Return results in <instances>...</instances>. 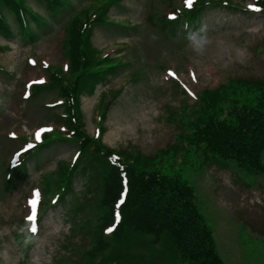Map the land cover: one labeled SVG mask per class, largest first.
Listing matches in <instances>:
<instances>
[{"label":"rangeland","instance_id":"374dc122","mask_svg":"<svg viewBox=\"0 0 264 264\" xmlns=\"http://www.w3.org/2000/svg\"><path fill=\"white\" fill-rule=\"evenodd\" d=\"M227 1L241 8L209 6L195 25L186 29L181 25L173 32L161 26V16L173 11L167 3L181 8L184 0H117L110 5L106 15L113 23L93 25L91 43L109 53L117 66L94 94L82 97L87 133L94 136L96 127L102 125L104 143L121 155L154 156L180 145L183 129L178 120H188L194 112L190 107L194 95L231 77L264 80V13L247 10L253 0ZM23 2L46 23L39 27L30 20L31 38L3 7L12 34L0 32V264H55L56 257L62 258L60 264H88L84 251L90 244L89 234L71 227L86 219L93 221L99 213L98 186L82 171L74 177L73 192L42 212L30 255L24 256L16 241L24 227L22 220L31 214L29 201L35 186L43 188L44 176L52 177L59 164L70 163L78 150L73 141H58L40 152L38 160L28 161L23 177L7 181L13 156L25 141L64 121L58 115L64 110L62 105L47 106L59 97L57 90H45L35 98L26 92L30 83L43 77L44 64L56 70L66 66L64 15L55 21L40 0ZM71 2L80 13L94 10L98 4V0ZM200 35L209 41L202 54L194 51ZM102 92L108 102L112 94H120L107 105V118L100 123L95 110ZM159 156L160 160H154L158 163L146 168L180 174L195 185L197 204L215 229L225 261L264 264V174L241 170L233 160L207 161L195 149L185 162L181 151ZM136 250L148 256L146 246ZM160 262L158 258L153 264Z\"/></svg>","mask_w":264,"mask_h":264},{"label":"trees","instance_id":"16d2710c","mask_svg":"<svg viewBox=\"0 0 264 264\" xmlns=\"http://www.w3.org/2000/svg\"><path fill=\"white\" fill-rule=\"evenodd\" d=\"M40 1L56 15L70 2ZM113 1L93 11L94 18L90 11L73 15L65 45L69 71L50 69L48 84L34 88V96L44 88H58L68 116L65 120L69 128L67 133L71 131L70 136L81 144L82 150L89 151L87 167L102 179L101 216L93 228L96 246L86 254L88 261L93 263L97 256L108 254L109 260L120 255L129 259V264H137L138 254L129 255V247L146 243L170 263L225 264L218 252L212 226L196 204L193 185L179 174L148 170L146 167L152 163L149 157L110 158L112 149L87 135L82 128L80 95L85 87L92 88L102 81L110 68L92 49L89 30L92 24L105 20V11ZM257 2L264 9V0ZM199 3L181 17L191 20L197 16L204 1ZM1 4L15 14L25 31H29L25 20L27 13L41 18L21 0H0ZM178 23L177 20L176 25ZM5 24L0 12L2 30H8ZM183 126L189 145L203 150L208 158L234 159L249 171L264 172V81L232 78L216 90L204 92L193 115ZM63 133L66 132L54 131L46 137L45 145L52 141L51 137L61 138ZM67 169L59 173V186L69 187L72 172L68 173ZM109 224L114 229L107 235L104 228ZM119 248L128 254L118 252Z\"/></svg>","mask_w":264,"mask_h":264},{"label":"snow or ice","instance_id":"6c2138e0","mask_svg":"<svg viewBox=\"0 0 264 264\" xmlns=\"http://www.w3.org/2000/svg\"><path fill=\"white\" fill-rule=\"evenodd\" d=\"M185 4L187 5V7L191 8L192 5H193V0H185ZM250 8H253V10H256V11H259L260 9L257 8L256 6L254 5H249ZM32 63H35V61H32ZM48 131H51L52 129L51 128H48L47 129ZM41 131H43V129H41L40 131H38L36 133V138L37 140L40 139V134H41ZM14 135V134H13ZM33 145L29 144L28 147H32ZM39 198H40V193L38 190H36L34 192V198L31 199L29 201V204L31 205V214L27 217V219L32 222L31 224V228H32V231L33 232H36L37 231V226H36V220H37V213H38V203H39ZM118 215V214H117ZM111 229H109L110 231Z\"/></svg>","mask_w":264,"mask_h":264},{"label":"clouds","instance_id":"9594fccd","mask_svg":"<svg viewBox=\"0 0 264 264\" xmlns=\"http://www.w3.org/2000/svg\"><path fill=\"white\" fill-rule=\"evenodd\" d=\"M201 31H203V29H202ZM208 43H209V41H208L207 36H206V35H200V36L196 39V41H195L194 51L197 52V53H201V54H202V53L204 52V50H205V48H206V46H207ZM19 231H20L21 233H24V232H25V228H24V227H21V228L19 229ZM28 231L34 233V232L32 231L31 226L28 227ZM32 240H33V236H32V235H26L25 238H24L23 243H24L25 245H27V244L31 243Z\"/></svg>","mask_w":264,"mask_h":264},{"label":"bare ground","instance_id":"6f19581e","mask_svg":"<svg viewBox=\"0 0 264 264\" xmlns=\"http://www.w3.org/2000/svg\"><path fill=\"white\" fill-rule=\"evenodd\" d=\"M116 129H118V130H119V127H117Z\"/></svg>","mask_w":264,"mask_h":264}]
</instances>
